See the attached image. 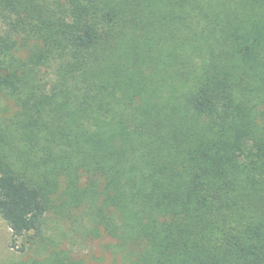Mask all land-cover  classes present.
<instances>
[{
    "label": "trees",
    "instance_id": "1",
    "mask_svg": "<svg viewBox=\"0 0 264 264\" xmlns=\"http://www.w3.org/2000/svg\"><path fill=\"white\" fill-rule=\"evenodd\" d=\"M0 97L11 247L52 215L116 264H264V0H0Z\"/></svg>",
    "mask_w": 264,
    "mask_h": 264
},
{
    "label": "rangeland",
    "instance_id": "2",
    "mask_svg": "<svg viewBox=\"0 0 264 264\" xmlns=\"http://www.w3.org/2000/svg\"><path fill=\"white\" fill-rule=\"evenodd\" d=\"M13 110L11 103L0 97V118L9 116ZM82 233V230L75 231L67 222H60L50 215L45 221L42 242L31 246L26 244L25 239H18L13 248L11 231L0 217V264H26L43 258L51 250H64L84 264H116L123 261L122 256L115 252L112 240L88 238Z\"/></svg>",
    "mask_w": 264,
    "mask_h": 264
}]
</instances>
